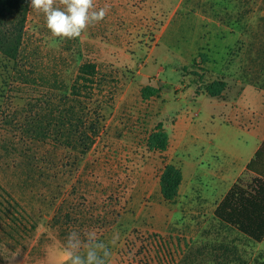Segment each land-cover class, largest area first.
<instances>
[{"label":"rangeland","instance_id":"1","mask_svg":"<svg viewBox=\"0 0 264 264\" xmlns=\"http://www.w3.org/2000/svg\"><path fill=\"white\" fill-rule=\"evenodd\" d=\"M94 3L109 5L107 15L75 39L53 37L44 15L29 6L20 71L0 54V264H63L72 231L95 232L109 243L118 233L111 251L135 254L126 264H264V239L254 242L230 225L223 224L240 238L227 233L223 240L237 239L241 253L227 249V260L217 258L224 241L214 237L226 229L210 228L212 221L183 242L192 215L184 201L163 200L159 188L163 166L181 155V143L223 133L233 61H252L256 68L242 77L264 87V0ZM246 43L261 49L240 52ZM84 61L94 62L106 83L94 96L102 109L99 132L83 152L76 137H38L28 126L57 122L59 111L49 109L69 93ZM219 79L226 81V103L205 90ZM145 85L159 91L142 98ZM85 103L93 106L89 98ZM258 108L243 131L225 135L242 142L243 159L264 132V105ZM84 112L89 120L92 111ZM159 122L170 139L162 153L146 141ZM252 175L245 171L243 182ZM215 203H205L195 220H216Z\"/></svg>","mask_w":264,"mask_h":264},{"label":"trees","instance_id":"2","mask_svg":"<svg viewBox=\"0 0 264 264\" xmlns=\"http://www.w3.org/2000/svg\"><path fill=\"white\" fill-rule=\"evenodd\" d=\"M28 0H0V54L8 61H13L15 72L20 71L21 48L25 33V24L29 12ZM99 72L92 61H84L70 85L69 93L59 95L58 104L49 111H59L57 122L49 119L40 123H30L28 131L35 136L58 135L67 139L77 138L86 151L98 134L102 115L101 107L96 104L95 93L103 91L106 77ZM226 86L223 79L214 80L206 85L208 95L215 97ZM159 89L145 85L141 90L142 98L155 95ZM93 102L88 108L87 99ZM47 103V101H46ZM92 115L88 120V113ZM26 126V125H25ZM59 136V137H60ZM89 140L86 142V140ZM147 146L150 150L164 152L169 145V136L161 122L148 134ZM246 171L252 173L250 182H243L238 177L217 203L213 216L249 237L254 242L264 239V137L246 164ZM182 181L181 169L174 163H165L159 175V188L163 200L172 202L179 192Z\"/></svg>","mask_w":264,"mask_h":264},{"label":"crops","instance_id":"3","mask_svg":"<svg viewBox=\"0 0 264 264\" xmlns=\"http://www.w3.org/2000/svg\"><path fill=\"white\" fill-rule=\"evenodd\" d=\"M248 49L257 51L261 48L253 47L246 43L244 49H240V52L248 51ZM253 68H256V66L254 67V63L248 59L241 60L237 58L232 63L230 74L231 79L234 82L230 86V104L229 106H225L226 109L220 114L221 123L218 126V132L223 130V133L219 134V138L218 135H214L213 138H203V140L199 141L197 144L194 140L185 141L177 147V149L182 148L181 155H178L177 152L176 155L165 162L174 163L181 169L182 181L175 200L178 199L184 201L182 204L184 206L183 209L192 215L191 219L187 221L185 234H182L183 242L186 236H196L199 233H202L200 232V229H207L204 227L208 226L209 221H212L215 224L211 223L212 227L210 228L224 227V229H226L225 231H219V233L214 234V237L216 235L217 237L215 238L220 240V245H222L223 243L221 242L224 241V247H222L221 251L216 255L217 258L222 260H227V256L232 255L227 254L228 252H231V250H238V252L241 253L240 247L235 245H240L237 239L232 241L228 237L223 240V236L230 233L234 238L240 237L229 231L228 227L223 225H229L225 222L218 219L195 220L194 217L197 216L195 214H199L201 211H206L205 203L212 201L215 202L216 200L212 209L214 212V209L222 196L230 188L233 182L246 171V164L254 155L255 150L264 137L263 132L260 142L249 152L246 158L243 159L242 155L247 149L245 150L242 148V142L231 135L229 137L225 136L227 133H232V135H234L237 132L243 131V125L246 126L243 122L248 120L252 114H258V111H260L258 108V102L264 105V87L260 85L259 80H246V76L244 78L242 77V72H245L246 74L250 73V76ZM225 90L226 88L220 95L215 96L214 98H218V100L224 102L225 100L222 99L224 98L222 96L226 92ZM224 103H226V101ZM168 149L169 145L166 152ZM195 228L197 231L194 234H192V232L190 233V231ZM227 241H230L231 243L229 244L228 242L225 244ZM227 249H229L228 252ZM134 257L135 254L133 253L112 250L109 264H126L127 260H133ZM135 260H137V258H135Z\"/></svg>","mask_w":264,"mask_h":264},{"label":"clouds","instance_id":"4","mask_svg":"<svg viewBox=\"0 0 264 264\" xmlns=\"http://www.w3.org/2000/svg\"><path fill=\"white\" fill-rule=\"evenodd\" d=\"M30 7L42 13L46 27L53 37L75 39L92 25L105 18L110 6L97 7L94 0H28ZM119 234L109 242L95 232L83 236L76 231L68 234L62 247L63 264H109L110 245H115Z\"/></svg>","mask_w":264,"mask_h":264}]
</instances>
